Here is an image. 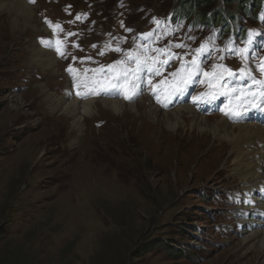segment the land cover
<instances>
[{"label":"rangeland","instance_id":"374dc122","mask_svg":"<svg viewBox=\"0 0 264 264\" xmlns=\"http://www.w3.org/2000/svg\"><path fill=\"white\" fill-rule=\"evenodd\" d=\"M25 1L34 14L20 28L0 8V264H256L236 153L181 129L162 138L155 124L180 101L232 118L227 98L196 97L248 98L264 81V0ZM41 84L96 98L83 130ZM100 98L138 108L118 115Z\"/></svg>","mask_w":264,"mask_h":264},{"label":"bare ground","instance_id":"6f19581e","mask_svg":"<svg viewBox=\"0 0 264 264\" xmlns=\"http://www.w3.org/2000/svg\"><path fill=\"white\" fill-rule=\"evenodd\" d=\"M0 6V8H6L9 12L14 14L11 19L13 20L12 23H14V28H20V16L23 18L24 23L28 24L31 22V18L34 14L32 6H30L25 0H14L12 2H7L6 5L2 4ZM38 50L40 51L41 56L38 59H40L41 63L44 64V66L51 67V65H53V62L51 61L54 60L52 53L48 50H43L41 47ZM40 86L44 93L48 92L45 85L41 84ZM68 95V99L59 98L54 93L48 92L46 98L53 111H59L68 115L67 117H69V119L71 118L73 128L81 131L84 128V117L91 116L96 111V98L81 100L78 96H72L71 94ZM100 99L108 109H111L118 115H121V113L125 114V111L127 110H137L138 108V102L134 101L126 103L123 101L124 99ZM18 105L19 102H17L16 106ZM159 110L160 109H158L156 105H152L149 108L148 114L151 117H155ZM186 113H189L190 118L192 119V122L189 125L183 120ZM139 117L141 116L139 115ZM238 117H241V119L239 118L237 121L227 117H223L217 121H209L206 116L199 114L197 107L180 101L176 104L173 110L165 111L163 119L158 121V124H155L156 127H154L162 138L165 135V128L172 132V137H167L169 139L173 138V133H177L179 129L186 131V135L191 134L194 135V137L197 136L203 138L207 135L211 140L214 138V142H221L229 146L233 153H236V155H233L231 161L232 171L234 175L238 176L241 185H243L242 189L247 194L245 203L241 204L240 208L248 217L251 215V218H248L249 229L246 230V235L243 240L249 244V249H251L254 254L257 253L259 256L256 264H264V141L262 148H253L257 143V139H264V125H262L264 124V115H261V112L259 111H255ZM261 121L262 124L260 123ZM190 128H192V130H190ZM245 144L248 146L246 147ZM261 160L262 163L259 166L257 163ZM241 264H254V262L253 260H246V262Z\"/></svg>","mask_w":264,"mask_h":264},{"label":"snow or ice","instance_id":"6c2138e0","mask_svg":"<svg viewBox=\"0 0 264 264\" xmlns=\"http://www.w3.org/2000/svg\"><path fill=\"white\" fill-rule=\"evenodd\" d=\"M30 2H35V0H30ZM48 23H49V25L51 26V24H52V22L51 21H48ZM56 27H60L59 25H56ZM62 30V29H61ZM118 50V49H117ZM241 52H245V51H247L246 49H241L240 50ZM139 70V68L137 69V71ZM67 71H69L70 73L73 71V69L71 68V67H69L68 69H67ZM228 72H229V74L231 75L232 73H231V70L230 69H228L227 70ZM241 71L243 72L244 70L243 69H241ZM127 73H128V70L126 69V70H124V72L121 74V77L122 78H124V79H127ZM245 75H248V73H244ZM173 75H176L175 73L173 74ZM204 75L205 76H207L208 75V73H204ZM119 79V78H118ZM189 82H191V74L189 75V77L187 78V79H181V83L182 84H184V86L186 87L187 86V84L189 83ZM256 83H261V84H264V81H255ZM118 86V84L117 83H113V84H111V85H109V87H112V88H115V87H117ZM172 91L173 92H176V91H183V89L182 88H179V87H174L173 89H172ZM89 94H98L97 92H92V93H81V95H83L85 98H87V96L89 95ZM222 94H225V93H222ZM210 95V93H202L201 94V96L200 97H196V100H200V99H202V98H206L207 96H209ZM261 95H264V93H261ZM129 99H131V96H129L128 97ZM216 97L215 96H212V99H215Z\"/></svg>","mask_w":264,"mask_h":264},{"label":"trees","instance_id":"16d2710c","mask_svg":"<svg viewBox=\"0 0 264 264\" xmlns=\"http://www.w3.org/2000/svg\"><path fill=\"white\" fill-rule=\"evenodd\" d=\"M158 2H159V1H158ZM158 2H157V3H158Z\"/></svg>","mask_w":264,"mask_h":264}]
</instances>
